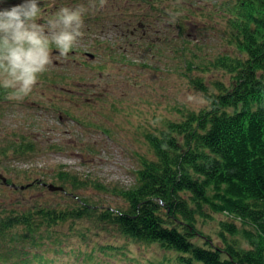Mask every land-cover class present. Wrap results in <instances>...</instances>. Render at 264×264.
Masks as SVG:
<instances>
[{
    "label": "rangeland",
    "instance_id": "374dc122",
    "mask_svg": "<svg viewBox=\"0 0 264 264\" xmlns=\"http://www.w3.org/2000/svg\"><path fill=\"white\" fill-rule=\"evenodd\" d=\"M65 1L67 4L60 1L58 8L52 7L45 17L64 6L75 8L89 3ZM170 1L161 5L171 14L166 25L165 19L151 16L150 11L144 16L148 24L138 30L137 20L147 7L141 0H106L103 7L90 8L92 20L84 19L83 36L67 57L58 56L53 49V63L42 76L56 83L40 77L41 82L29 96L0 101L1 139H16L22 134L38 138L37 152L21 158L22 163L16 157L0 159V174L13 182L0 179V213L27 211L37 201L54 208H76L78 200L42 189L45 182L60 185L56 174L61 169L82 178L89 175L103 184H132L139 156L153 158L145 134L159 133L169 122L182 121L189 111L208 107L203 92L191 85L190 77L202 79L214 92L216 82L231 84L229 72L211 66L218 56L238 54L225 41L228 18L214 11L223 0ZM20 3L23 0L13 2ZM177 3L181 13L174 10ZM176 17L184 23L183 35L189 34L195 42L200 40L201 46L180 50L177 40L182 38L175 30ZM163 38L176 43L173 51L171 47L164 50L163 43L164 51L157 55L147 49L149 41ZM187 61L194 65L186 66ZM26 184L31 186L27 188ZM78 193L93 202L127 207L121 198L94 188ZM97 216L95 212L81 218L67 217L53 226L39 225L35 235L39 244L26 248L30 253L22 256L29 258L28 264H183L177 255L181 253L157 243L136 241ZM220 219L216 214L211 220L199 221L203 234L214 238L217 245L222 244L217 235ZM238 239L246 248L248 244L240 236ZM194 242L203 245L204 239L198 236ZM16 247L15 240L0 248L8 258L5 264H23L18 255L7 253Z\"/></svg>",
    "mask_w": 264,
    "mask_h": 264
},
{
    "label": "trees",
    "instance_id": "16d2710c",
    "mask_svg": "<svg viewBox=\"0 0 264 264\" xmlns=\"http://www.w3.org/2000/svg\"><path fill=\"white\" fill-rule=\"evenodd\" d=\"M168 1L141 0L147 7L135 30L148 24L144 16L150 11L151 16L165 19L166 25L171 14L161 5ZM219 2L214 11L228 18L230 28L225 29V41L238 54L218 56L211 66L229 72L231 84L216 82L214 92L202 79L190 77L191 85L203 92L208 107L189 111L182 121L169 122L159 133L145 134L153 158L139 156L132 184H103L89 175L82 178L70 170H59L56 179L60 185L56 186L63 190L52 192H63L78 200L76 208H54L37 201L27 211H2L0 248L16 240L17 247L7 253L18 255L21 263L28 264L29 258L22 255L30 253L26 248L39 244L35 240L39 225L53 226L67 217L81 218L96 212L98 220L114 224L136 241L157 243L181 253L177 255L183 264H264V0ZM177 5L174 10L179 11ZM175 21V30L182 38L177 40L180 50L202 45L189 34L183 35L180 17ZM153 40L147 49L155 55L169 47L173 51L176 46L168 38ZM192 65L194 62H186V66ZM41 77L56 83L47 76ZM6 96V90L0 88V101ZM37 118L38 114L33 118L35 126ZM32 137L33 141L29 140ZM37 139L32 134L0 138V159L16 157L22 163L21 158L37 152ZM7 182L13 183L10 179ZM30 184H26L27 188ZM46 188L50 190L42 187ZM90 188L121 198L127 207L93 202L86 194L78 193ZM216 214L222 217L217 230L221 245L210 235L205 236L199 227V221L211 220ZM198 236L204 239L203 245L194 242ZM239 236L248 244L246 248L238 241ZM7 261L0 250V264Z\"/></svg>",
    "mask_w": 264,
    "mask_h": 264
},
{
    "label": "clouds",
    "instance_id": "9594fccd",
    "mask_svg": "<svg viewBox=\"0 0 264 264\" xmlns=\"http://www.w3.org/2000/svg\"><path fill=\"white\" fill-rule=\"evenodd\" d=\"M105 3L89 0L88 7L64 6L43 23L38 22L40 0L0 9V88L6 90V99L29 96L53 63V46L58 56L67 57L83 36L85 13Z\"/></svg>",
    "mask_w": 264,
    "mask_h": 264
},
{
    "label": "flooded vegetation",
    "instance_id": "af4514ba",
    "mask_svg": "<svg viewBox=\"0 0 264 264\" xmlns=\"http://www.w3.org/2000/svg\"><path fill=\"white\" fill-rule=\"evenodd\" d=\"M14 1H17V0H0V5L2 6V9H4V8H10V7H12L11 5L13 4ZM51 1L52 0H40V5H46L48 3H51ZM60 1L63 3V0H57L58 3Z\"/></svg>",
    "mask_w": 264,
    "mask_h": 264
},
{
    "label": "water",
    "instance_id": "95a60500",
    "mask_svg": "<svg viewBox=\"0 0 264 264\" xmlns=\"http://www.w3.org/2000/svg\"><path fill=\"white\" fill-rule=\"evenodd\" d=\"M0 179H1V180H4L5 183H8V182H7V178L4 177L2 174H0ZM13 186H14V185H13ZM46 186H47L51 191H62V190H63V187H61V186H56V185H54V184H52V183H50V184H46Z\"/></svg>",
    "mask_w": 264,
    "mask_h": 264
}]
</instances>
